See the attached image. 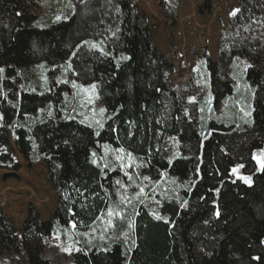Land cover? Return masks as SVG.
<instances>
[{
	"label": "trees",
	"instance_id": "1",
	"mask_svg": "<svg viewBox=\"0 0 264 264\" xmlns=\"http://www.w3.org/2000/svg\"><path fill=\"white\" fill-rule=\"evenodd\" d=\"M37 6L36 0H0V169L19 171V155L30 165L43 161L57 208L43 220L32 205L21 229L0 208V256L57 264L44 256L46 238L59 228L82 232L109 208L123 207L119 195L126 174L116 158L122 151L134 161L132 179L138 184L168 172L193 186L180 197L163 198L157 216L140 204L130 214L128 232L123 220L109 240L81 237V247L65 264H264V168L254 158L264 152V22L244 70L254 91L252 117L233 112L226 120L219 115L234 94L232 70L241 60L223 45L218 60L207 50L202 55L209 100L192 101V81L170 83L175 64L156 45L139 0H83L61 20L47 16L46 24L39 22ZM205 8H211L209 1ZM176 11L175 6L167 11L168 18L174 20ZM81 45L117 68H132L131 98L97 105L66 92L59 104L21 112L22 94L43 96L54 83L60 87L75 79L69 62ZM58 111L96 138L105 131L112 137L107 152H96L67 178L59 160L42 154L36 140L35 126L57 118ZM170 138L177 141L175 149H169ZM234 168L250 175L251 183L236 177Z\"/></svg>",
	"mask_w": 264,
	"mask_h": 264
},
{
	"label": "rangeland",
	"instance_id": "2",
	"mask_svg": "<svg viewBox=\"0 0 264 264\" xmlns=\"http://www.w3.org/2000/svg\"><path fill=\"white\" fill-rule=\"evenodd\" d=\"M36 1L39 22L46 24L47 16L55 21L61 20L83 0ZM207 1L211 4L210 9L205 8ZM172 5L177 9L174 20L166 14L172 11ZM139 6L141 11L149 15L159 50L175 64L176 70L169 77L170 83L192 81L196 87L190 96L192 101L209 100L202 58L205 50L212 60H218V48L223 45L233 56L240 58V68L232 70L237 81L236 89L227 101L228 107L221 110L219 117L222 114L223 119L228 120L234 116L233 112L243 119L252 117L254 91L244 79V70L249 64V57L256 50L257 28L264 22V0H139ZM236 9H239L236 15H231ZM69 64L75 70V79L60 87L54 83L51 91L43 96L22 94L21 112L28 114L51 102L59 104L66 92L76 93L77 99L80 93L86 101H95L97 105L108 102L114 106L126 103L131 98L136 81L128 64L117 68L113 61L104 59L98 50L89 49L86 45L78 48ZM35 131L39 151L47 156L54 155L64 168L66 178L79 164L94 157L96 152H107V145L112 141L109 132L105 131L96 138L90 128L74 124L61 111H58L57 118L51 117L37 124ZM176 142L175 138H170L169 149H175ZM18 157L22 163L19 171L0 169V208L8 218L14 220L17 229H21L32 205L40 212L43 220L49 219L57 208V196L46 179L47 169L43 161L30 165L22 155ZM116 158L126 174L119 195L123 207L109 208L98 221L82 232L73 226L66 230L59 228L45 239V257L55 260L57 264L71 262L74 253L81 247V237L86 241L95 238L109 240L116 236L118 223L123 220L127 221L123 232H128L133 227L130 214L140 204L148 205L157 216L163 198L180 197L182 189L193 186V181H181L168 172H163L157 181L146 178L142 184H138L132 179V157L118 151ZM258 166L261 168L260 164ZM234 174L242 180V177H250V183L252 181V177L241 173L239 168ZM20 258V254L0 256V263L27 264Z\"/></svg>",
	"mask_w": 264,
	"mask_h": 264
},
{
	"label": "snow or ice",
	"instance_id": "3",
	"mask_svg": "<svg viewBox=\"0 0 264 264\" xmlns=\"http://www.w3.org/2000/svg\"><path fill=\"white\" fill-rule=\"evenodd\" d=\"M238 11H239V9L234 10V11L231 13V15H236V13H237ZM0 71H2V69H0ZM94 87H95V86L93 85V88H94ZM101 111L103 112L104 110L101 109ZM254 158L257 159V162H258V164H260L261 168H264V152H261L258 156L254 157ZM238 167H242V166H238ZM232 171L235 173V172L238 171V168H234V169H232ZM242 178L245 180V182L250 183V177H242Z\"/></svg>",
	"mask_w": 264,
	"mask_h": 264
}]
</instances>
